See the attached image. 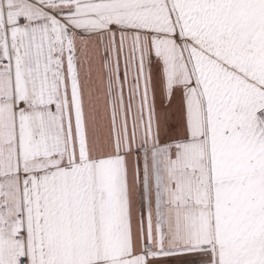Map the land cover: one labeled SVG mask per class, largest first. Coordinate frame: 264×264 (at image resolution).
Returning <instances> with one entry per match:
<instances>
[{
	"label": "snow or ice",
	"instance_id": "1",
	"mask_svg": "<svg viewBox=\"0 0 264 264\" xmlns=\"http://www.w3.org/2000/svg\"><path fill=\"white\" fill-rule=\"evenodd\" d=\"M0 264H264V0H0Z\"/></svg>",
	"mask_w": 264,
	"mask_h": 264
}]
</instances>
